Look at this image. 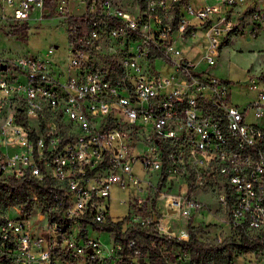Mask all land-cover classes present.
<instances>
[{
  "label": "built area",
  "instance_id": "1",
  "mask_svg": "<svg viewBox=\"0 0 264 264\" xmlns=\"http://www.w3.org/2000/svg\"><path fill=\"white\" fill-rule=\"evenodd\" d=\"M45 1L1 4L10 24L60 14L70 54L51 46L0 58V174L39 184H28L27 204L0 203V264H151L152 251L163 264H192L170 240L190 238L200 193L258 243L241 253L260 261L264 63L244 104L211 67L233 29L264 37V0ZM113 185L134 187L124 220L102 204ZM168 209L180 232L165 221Z\"/></svg>",
  "mask_w": 264,
  "mask_h": 264
},
{
  "label": "rangeland",
  "instance_id": "2",
  "mask_svg": "<svg viewBox=\"0 0 264 264\" xmlns=\"http://www.w3.org/2000/svg\"><path fill=\"white\" fill-rule=\"evenodd\" d=\"M131 3V0H128ZM194 4L206 0H190ZM2 0H0V13L2 11ZM12 5H7L6 10H11ZM53 16L45 17L42 20L31 18L28 20L27 35L16 37L7 34V30L13 27L8 21L0 18V58H15L21 55H30L36 52H44L53 44H58L55 53L64 59L69 55V38L66 25L62 21L60 14L52 12ZM245 28H235L229 35V43L224 45L218 63L211 67L212 71L219 77L230 81L229 95L231 101L237 104H244L252 100L257 95V90H252L250 84L254 76L262 69L264 63V37L262 34L257 37L243 35ZM198 36L187 42H193ZM199 53L198 48L189 50L188 57L195 58ZM157 67L165 74H170L173 68L165 65L163 61L158 62ZM248 82V83H246ZM248 122H253L252 114L246 118ZM134 170L141 175L143 169L141 164H137ZM134 187L122 188L113 185L110 196L102 203L109 207V215L112 220H124L130 211L131 196ZM199 199L204 203L198 207L191 219V231H195L198 239L205 242L221 243L238 238V232L228 221V210L223 205L217 203L213 196L208 193H200ZM165 221L174 227L176 232L181 231L179 214H165ZM185 221H183V224ZM101 240H107L106 235L101 236ZM256 255L251 253H239L236 264H264V257L260 261H255ZM218 264V263H213Z\"/></svg>",
  "mask_w": 264,
  "mask_h": 264
},
{
  "label": "trees",
  "instance_id": "3",
  "mask_svg": "<svg viewBox=\"0 0 264 264\" xmlns=\"http://www.w3.org/2000/svg\"><path fill=\"white\" fill-rule=\"evenodd\" d=\"M52 0H46L47 6L51 5ZM86 17V16H85ZM13 27L7 30V34L22 37L27 35V22L11 23ZM230 39L227 37L222 46L227 45ZM54 45V44H53ZM52 45V46H53ZM36 183L34 178L29 176L17 178L12 175L2 177L0 174V203L5 205L28 203V184ZM238 239H231L221 243L205 242L198 239L196 232L191 231L190 238L184 239H171V244H179L185 248L192 256V264H235L237 255L241 252H250L258 247V243L250 240L243 233L238 231ZM151 264H163V258L157 251L150 253Z\"/></svg>",
  "mask_w": 264,
  "mask_h": 264
},
{
  "label": "water",
  "instance_id": "4",
  "mask_svg": "<svg viewBox=\"0 0 264 264\" xmlns=\"http://www.w3.org/2000/svg\"><path fill=\"white\" fill-rule=\"evenodd\" d=\"M53 46H54L55 48H57V47H58V44H54ZM0 68H1V69H6V64H5V63H2V64L0 65ZM168 211L174 213L176 210H175V209H168ZM155 219H156V217L154 216V221H155ZM140 261H142V259H140Z\"/></svg>",
  "mask_w": 264,
  "mask_h": 264
},
{
  "label": "bare ground",
  "instance_id": "5",
  "mask_svg": "<svg viewBox=\"0 0 264 264\" xmlns=\"http://www.w3.org/2000/svg\"><path fill=\"white\" fill-rule=\"evenodd\" d=\"M166 219V218H165ZM170 222V221H169Z\"/></svg>",
  "mask_w": 264,
  "mask_h": 264
}]
</instances>
